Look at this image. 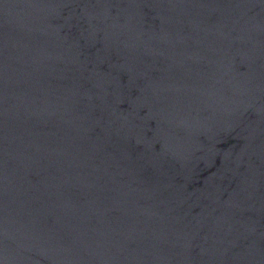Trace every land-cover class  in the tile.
I'll list each match as a JSON object with an SVG mask.
<instances>
[{
	"label": "water",
	"instance_id": "95a60500",
	"mask_svg": "<svg viewBox=\"0 0 264 264\" xmlns=\"http://www.w3.org/2000/svg\"><path fill=\"white\" fill-rule=\"evenodd\" d=\"M0 264H264V0H0Z\"/></svg>",
	"mask_w": 264,
	"mask_h": 264
}]
</instances>
